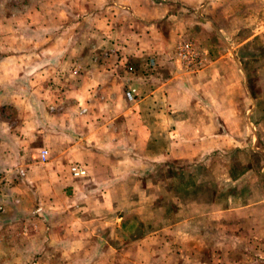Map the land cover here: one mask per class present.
<instances>
[{
  "label": "crops",
  "instance_id": "crops-1",
  "mask_svg": "<svg viewBox=\"0 0 264 264\" xmlns=\"http://www.w3.org/2000/svg\"><path fill=\"white\" fill-rule=\"evenodd\" d=\"M88 7L107 10L96 18L101 19L98 29L114 41L120 52L113 61L107 58L98 65L89 64L83 73L81 66L74 65L66 83L69 90L60 100L55 98L57 103L48 96L39 99L33 91L20 100L16 89L21 85L17 82L25 77L21 79L16 71L22 58L41 61L58 58V63L70 58L67 52L59 55V49L51 47L56 40L68 44L73 33H60L48 48L29 49L19 57L8 55L0 59V106L12 105L19 111L23 100L29 102L35 120L25 118L19 130L21 135L17 136L40 138L42 145L33 156L24 154L22 160L15 157L17 165L26 166L16 168L24 176L18 184L26 186L30 191L27 194L34 195L39 203L30 211L31 217L39 216L48 222L40 236L32 238L31 228L28 230L22 259L38 253L39 244L34 242L42 243L43 249L41 262L31 264H76V259L81 260L77 252L81 246L79 234L94 236L92 232L99 228L90 230L81 222V216L89 212L90 208L84 206L89 200L94 202L88 204L94 211L92 214L104 217L106 222L117 209H126L137 218L136 223L145 220L146 211H131L132 206L127 203L136 199L130 194L146 179V169L162 162L161 167L171 168L169 163H192L208 153L225 152L229 146L241 147L240 138L246 133L244 118L250 119L248 113L251 114L256 103L238 50L256 36L250 31L257 19L255 10L264 9V0H88ZM194 15L200 20V32L193 26ZM36 18L46 20L39 14ZM27 22L31 25L34 20ZM260 22L264 25V17ZM195 32L201 33V40L198 39L203 46L199 47L206 61L198 71L187 73L174 63L172 52L181 36H194ZM49 34L54 36L51 31L30 34L29 43L41 38L47 41ZM49 48L50 57L43 58ZM48 68L43 70L47 78ZM8 80L11 85L5 83ZM127 91L132 92V101L126 98ZM50 100V104L62 103L64 110L52 112L47 107ZM36 104L40 105L43 117L35 114H39L35 112ZM235 122L238 128L231 125ZM23 141L27 146V141ZM43 150L47 151V157L38 166L33 158L37 159ZM70 164L85 167L86 176L74 177L69 173ZM120 186L124 193L118 191ZM8 200L15 201V196ZM121 201L124 203L120 204ZM141 206L138 209L145 210ZM95 222L94 226L112 224ZM146 245L132 244L136 253L134 264H153L154 252ZM98 246L104 249L105 258L94 264H113L112 245ZM53 251L56 255L50 256ZM121 263L128 264L129 259L122 258ZM169 264L177 263L170 260Z\"/></svg>",
  "mask_w": 264,
  "mask_h": 264
},
{
  "label": "rangeland",
  "instance_id": "rangeland-1",
  "mask_svg": "<svg viewBox=\"0 0 264 264\" xmlns=\"http://www.w3.org/2000/svg\"><path fill=\"white\" fill-rule=\"evenodd\" d=\"M106 11L105 8L89 9L88 0H0V59L8 55L19 57L29 49L36 51L42 47L48 48L60 33H73L68 44L56 40V44L51 47V50L59 49V55L67 52L70 58H64L60 63L58 58L43 61L41 58H22L19 61L21 67L16 74H21V79L25 77L22 82H17V85H21L16 89L20 100L32 91L38 94L39 99L48 96L53 102L55 98L60 100L69 90L66 83L68 78L70 80L74 65L81 66L80 73H83L89 64L98 65L107 58L113 61L118 57L120 49L116 50L114 41L98 29L101 19L96 21V18ZM255 12L257 19L250 33L256 36L238 50L242 66L246 69L248 88L252 96L256 97L251 114L248 113L250 119L244 118L246 133L240 138L241 147L229 146L230 149L226 147L225 152L208 153L192 163L168 162L171 168L161 167L164 162L151 164L146 169V179L135 186L134 193L131 191L130 195L136 199L127 203L132 206L131 211L147 212L143 216L145 220L140 219L139 223L126 209H117L106 222L104 217L92 214L94 211L88 204L94 202H86L84 206L90 209L85 217L81 216V222L90 230L99 228L92 232L94 236L79 234L78 244L81 246L77 252L81 260L76 259V264H94L104 259V249L99 244L112 245L113 264H125L121 263L122 258H128V264H134L136 253L132 244H148L146 247L155 255L153 264H169L170 260L177 264H264V25L260 22L264 17V9ZM38 14L46 20L39 21L36 18ZM31 19L34 22L30 25L27 20ZM199 23V18L194 15L193 26L199 28L200 32ZM47 31L53 32L54 36L49 34L47 41L41 38L33 44L29 43L32 38L30 34ZM196 33L194 36L183 35L176 43L190 40L203 46L201 33L195 36ZM215 41L210 43L216 46ZM51 50L49 48L43 58H49ZM173 53L174 50L172 56ZM15 60L17 58L14 63ZM42 64L44 67H41ZM47 68L48 78L43 72ZM5 83L12 84L9 80ZM45 90L49 91L48 95ZM51 100L47 107L52 108V112L64 110L62 103L50 104ZM20 105L19 111L12 105L0 106V176L4 178L1 190L4 208L0 212V264L10 261L15 264H31V261L40 263L42 243H32L39 244L38 253L22 259L25 253L23 243L28 239L30 228L34 238L44 232L48 223L42 217H31L33 213L30 211L39 203L33 194H27L30 191L26 190V186L18 184L24 176L16 172V168L26 166L17 165L15 157L22 160L24 154L33 156L42 147L40 138H23V134L22 138L17 136L21 135L19 130L25 118L35 120L30 103L23 100ZM34 107L35 112L37 110L39 113H35L38 118L43 117L40 105ZM67 107L71 110V106ZM231 125L238 128L239 124L235 122ZM36 128L39 129L40 125ZM23 139L27 141V146ZM33 161L38 166L42 163L36 157ZM34 188L36 186L33 183ZM119 188V192H125L122 191L123 186ZM11 196H15V201L9 202ZM146 197L151 199L143 201ZM153 197H156L154 201ZM140 204L145 210L138 209ZM95 221L112 224L110 227L94 226ZM132 228L135 230L132 231ZM138 238L140 242L136 243ZM184 244L189 246L183 247ZM10 247L13 250H9ZM51 255L55 256L56 251Z\"/></svg>",
  "mask_w": 264,
  "mask_h": 264
},
{
  "label": "built area",
  "instance_id": "built-area-1",
  "mask_svg": "<svg viewBox=\"0 0 264 264\" xmlns=\"http://www.w3.org/2000/svg\"><path fill=\"white\" fill-rule=\"evenodd\" d=\"M172 60L177 64L178 68L187 73L198 71L204 66L206 57L201 48L190 40H180L176 43ZM126 98L129 101L134 99L132 92H126ZM47 157V151L43 150L38 154V161L44 162ZM70 173L77 178L86 176V169L80 165H73L70 167ZM20 175H23L22 173ZM4 178L0 176V212H2L4 205L1 201V190Z\"/></svg>",
  "mask_w": 264,
  "mask_h": 264
}]
</instances>
